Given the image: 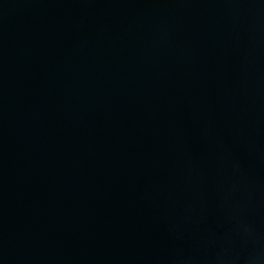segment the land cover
Returning <instances> with one entry per match:
<instances>
[{
	"label": "water",
	"instance_id": "95a60500",
	"mask_svg": "<svg viewBox=\"0 0 264 264\" xmlns=\"http://www.w3.org/2000/svg\"><path fill=\"white\" fill-rule=\"evenodd\" d=\"M0 264H264V0H0Z\"/></svg>",
	"mask_w": 264,
	"mask_h": 264
}]
</instances>
